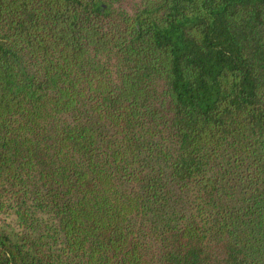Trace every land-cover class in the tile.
<instances>
[{
    "label": "trees",
    "instance_id": "1",
    "mask_svg": "<svg viewBox=\"0 0 264 264\" xmlns=\"http://www.w3.org/2000/svg\"><path fill=\"white\" fill-rule=\"evenodd\" d=\"M0 264H264V0H0Z\"/></svg>",
    "mask_w": 264,
    "mask_h": 264
}]
</instances>
